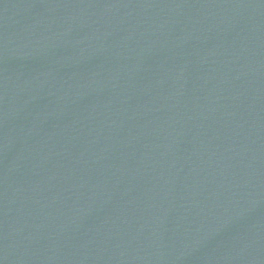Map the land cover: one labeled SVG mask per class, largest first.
I'll return each instance as SVG.
<instances>
[{
	"label": "water",
	"instance_id": "95a60500",
	"mask_svg": "<svg viewBox=\"0 0 264 264\" xmlns=\"http://www.w3.org/2000/svg\"><path fill=\"white\" fill-rule=\"evenodd\" d=\"M0 264H264V0H0Z\"/></svg>",
	"mask_w": 264,
	"mask_h": 264
}]
</instances>
